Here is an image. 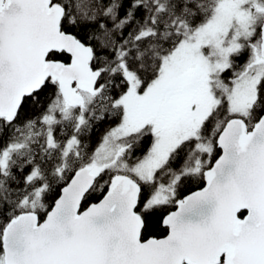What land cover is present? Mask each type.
Listing matches in <instances>:
<instances>
[{
  "label": "snow or ice",
  "instance_id": "6c2138e0",
  "mask_svg": "<svg viewBox=\"0 0 264 264\" xmlns=\"http://www.w3.org/2000/svg\"><path fill=\"white\" fill-rule=\"evenodd\" d=\"M0 264H264V0H0Z\"/></svg>",
  "mask_w": 264,
  "mask_h": 264
},
{
  "label": "trees",
  "instance_id": "16d2710c",
  "mask_svg": "<svg viewBox=\"0 0 264 264\" xmlns=\"http://www.w3.org/2000/svg\"><path fill=\"white\" fill-rule=\"evenodd\" d=\"M202 186H203L202 184H193V185H191L190 191L199 190ZM185 194H188V193H185ZM89 202H96V200L95 199H90ZM153 234H155L157 236H163L165 233L161 229H155V230H153Z\"/></svg>",
  "mask_w": 264,
  "mask_h": 264
}]
</instances>
